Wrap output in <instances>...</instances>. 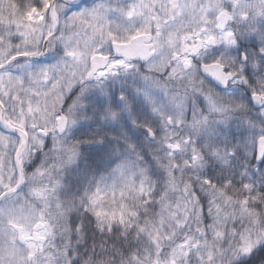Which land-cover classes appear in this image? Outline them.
<instances>
[{
  "label": "clouds",
  "instance_id": "1",
  "mask_svg": "<svg viewBox=\"0 0 264 264\" xmlns=\"http://www.w3.org/2000/svg\"><path fill=\"white\" fill-rule=\"evenodd\" d=\"M0 264H264V0H0Z\"/></svg>",
  "mask_w": 264,
  "mask_h": 264
},
{
  "label": "snow or ice",
  "instance_id": "2",
  "mask_svg": "<svg viewBox=\"0 0 264 264\" xmlns=\"http://www.w3.org/2000/svg\"><path fill=\"white\" fill-rule=\"evenodd\" d=\"M45 7H47V0H45ZM33 11H35V10H33ZM29 15H31V14H29ZM24 55H26V53ZM6 123H7L8 126H13L11 121H8Z\"/></svg>",
  "mask_w": 264,
  "mask_h": 264
}]
</instances>
